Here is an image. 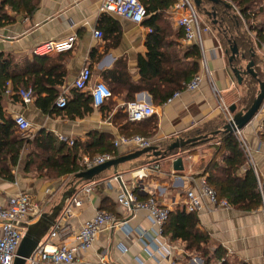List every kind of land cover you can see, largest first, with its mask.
Segmentation results:
<instances>
[{"label": "crops", "instance_id": "obj_1", "mask_svg": "<svg viewBox=\"0 0 264 264\" xmlns=\"http://www.w3.org/2000/svg\"><path fill=\"white\" fill-rule=\"evenodd\" d=\"M101 3L102 0H40L37 9L28 16L7 9L11 20L8 24L0 26V54H10L18 60L25 58L31 61L36 45L74 35L71 50L47 55L49 61L62 57L65 77L64 83L59 87V94L66 90L67 102L72 98L75 88L71 83L85 63L91 70V83L103 82L112 89L110 99L99 107L92 105V111L82 118H70L51 110L43 111L35 104L34 99L24 104L20 98L14 100L6 97L2 102L4 116L13 119L18 114L24 116L31 124L26 135L29 140L42 131L50 132L58 141V136L64 135L81 143L88 141L95 134L110 135L113 142L118 136L126 135L127 120H124L121 112L123 105L128 102L127 89L140 80L138 58L146 54L145 39L150 28L142 22L135 23L102 12ZM102 14L106 16V21L100 23ZM164 15L172 18L173 32H178L180 29L172 8ZM204 20L206 23V19ZM96 28L103 33L100 39L93 36L92 32ZM174 33L173 36H176ZM201 40L199 72L202 71L203 65H206L210 76H203L198 89L182 91L179 96L160 105L153 104L151 95L146 90L137 91L133 95V100L143 102L153 109L149 118L135 122L134 126L145 131L159 149L165 148L183 134H192L209 121H223L225 115L220 108L221 100L236 105L232 91L241 86L229 69L226 49L212 28L201 33ZM177 41L183 48L192 44L185 42L183 37ZM257 51L264 53L263 48H257ZM261 115L257 114L242 129V134L257 176L264 180V157L261 154L264 139L261 137L263 130L259 131L263 122ZM213 144L209 142L180 149L168 157L157 158L144 154L119 164L117 174L134 187L140 199L152 194L161 206L169 209L181 207L180 202L186 190L197 188L201 178L198 175V165L200 160H208L211 157ZM114 149L117 156L129 153L123 147ZM26 150L27 148L21 151L18 163L12 170L13 180L0 176V200H7L10 195L21 189L39 206L41 214L49 212L57 198L69 188L73 176L64 175L49 179L36 170L28 171L25 169ZM178 156L182 157L183 170L174 171L172 160ZM151 163L156 164L157 168L139 179L134 171ZM114 173L110 168L98 176V179L102 180L101 183L94 188L83 207L76 210L69 223L72 230L76 231L84 221L92 218L97 211L103 210L113 214L119 221H125L132 233L126 236L118 228L102 227L92 246L79 255L77 264H171L172 259L186 264H203L202 257L185 252L184 244L180 240L170 241L166 236L165 239L173 250L170 258H161L156 253L149 255L148 245H144L138 239L139 235L134 232L138 228L150 227L147 212L141 210L129 213L115 202L119 182L111 179ZM105 179H111L110 185L105 184ZM204 203L206 206L197 212V217L199 227L210 236V253L213 254L221 247L230 263L242 261L246 264H263L262 209L242 212L232 207H213L207 200ZM63 240L67 243L73 242V234ZM144 241L146 244L150 242L148 237H144Z\"/></svg>", "mask_w": 264, "mask_h": 264}, {"label": "trees", "instance_id": "obj_2", "mask_svg": "<svg viewBox=\"0 0 264 264\" xmlns=\"http://www.w3.org/2000/svg\"><path fill=\"white\" fill-rule=\"evenodd\" d=\"M39 1L0 0V26L8 24L11 20L7 13L8 8L15 13L28 16L37 9ZM139 1L147 13L142 23L150 28V32L145 39L146 54L138 58L140 80L127 89V98L128 101H132L135 92L146 90L151 95L153 104L160 105L167 102L176 91L182 90L184 85L199 72L201 49L193 43L183 48L177 41L183 37V32L180 29L174 33L172 18L164 15L174 6L176 0ZM229 1L239 10L240 16L219 3L214 5L218 22L212 24L203 12L204 4H210L207 0H202L196 11L202 13L228 52V40L236 43L240 55L243 54L244 57L239 55L232 64L239 66V61L252 59L257 78L263 80V65L255 48L264 50V0ZM258 16L263 17L262 20L253 24ZM104 21L106 16L102 14L99 22ZM173 33L176 36H173ZM64 77L62 57L49 61L47 56L33 55L32 60L28 61L25 58L18 60L10 54H0V176L4 179L13 180L12 170L25 148H27L25 169L36 170L49 179L64 175L74 176L75 173L84 170L80 163L83 155L92 157L110 153L117 156L110 135L95 134L86 142L74 141L73 145H68L58 141L50 132L42 131L29 140L28 136L22 135L18 130L13 118L4 116L3 100L6 97L18 100L15 91L28 87L33 91L35 104L43 111L51 110L70 118H82L89 114L93 108L91 98L77 89H74L72 98L64 108L55 105ZM243 84L247 89L244 96L236 102L237 110L250 106L258 88L257 79L250 75H243L240 85ZM8 87L13 92L10 95L6 94ZM121 115L127 120L126 136L138 134L149 137L145 131L134 126L135 122L128 120L124 107ZM117 116L116 114L115 117ZM223 124L224 121L217 119L207 122L192 134H183L182 138L205 135L202 140L193 145L188 144L184 148L214 143L211 145L213 148L211 157L208 160H200L198 175L205 178L206 184L215 192L218 201L224 199L228 206L242 212L260 209L262 195L256 173L248 165V157L237 137L233 133L221 130ZM261 137L264 139V128ZM260 180L264 196V180L262 178ZM162 233L170 241L180 240L184 244L185 252L202 257L203 264H246L242 261L230 263L225 250L221 247H218L213 254L210 253V236L199 227L197 212H188L180 206H175L168 213L162 226Z\"/></svg>", "mask_w": 264, "mask_h": 264}, {"label": "built area", "instance_id": "obj_3", "mask_svg": "<svg viewBox=\"0 0 264 264\" xmlns=\"http://www.w3.org/2000/svg\"><path fill=\"white\" fill-rule=\"evenodd\" d=\"M234 11L240 16L239 10L234 6ZM101 11L112 15L120 16L124 19L135 23H141L147 16L145 7L139 0H102ZM172 12L176 17V24L183 32V40L187 43H193L202 47L201 33L208 31V25H201L198 19L196 6L193 0H176L172 7ZM150 30V29H149ZM93 36L97 39L102 38L103 33L100 29L93 30ZM75 36H69L59 40H50L40 43L33 48V54L38 56H47L53 53L69 51L73 47ZM201 72L194 75L191 80L186 83L182 90L176 91L167 101H171L179 96L182 91H195L198 89L203 76H210V72L206 65H203ZM71 86L90 96L92 105L99 107L103 105L112 93L110 88L103 82L91 83V70L85 63L77 76L71 83ZM13 92L8 87L6 94ZM16 95L24 104H28L33 100V91L31 87L20 88L15 91ZM66 90L58 94L55 105L58 108H64L67 104ZM263 105V104H262ZM128 120L130 122H139L149 118L153 114L151 106L136 100L128 101L123 105ZM258 111L264 116L263 106ZM220 108L225 115L227 122L232 120V114L229 107L220 101ZM1 122V116H0ZM14 122L18 130L27 135L30 129V122L22 115L14 116ZM263 122L259 126V131L263 130ZM233 134L240 141L246 155L248 157V165H250L255 173L256 168L249 154L246 142L243 138L242 130L236 129ZM59 140L73 145L74 139L64 135L58 136ZM113 145L115 148L123 147L129 152L143 149L154 145V140L149 137H143L135 134L131 136H118ZM262 156L264 157V140L262 143ZM116 158L110 153L97 154L92 157L83 155L81 165L84 170L93 166L102 164L108 160ZM157 168L154 163L144 165L134 171L135 175L142 179ZM257 176V173H256ZM114 181L119 182V189L115 195V202L129 213H135L141 210L147 212V218L150 222L148 229H135L144 245H148L149 255L156 253L161 258H170L172 253L171 246L167 243L162 233V226L167 219L171 209L161 206L154 195L150 194L145 199H140L136 190L130 183L121 179V176L115 172L112 176ZM111 179H105V184L110 185ZM259 189L262 195V211L264 215V196L262 194V182L257 176ZM101 179L87 181L82 185H78L72 196L66 200L55 223L48 229L45 235L40 239L36 248L26 259L25 264H77L78 257L81 253L87 251L93 244V241L102 227L108 229L118 228L128 236L132 230L128 228L125 221H119L115 216L107 211L99 210L95 215L84 221L80 227L74 231L69 223L70 219L75 215L77 209H80L89 200L94 188L101 183ZM17 184V182H15ZM207 200L209 205L216 207H230L224 199L217 200L215 192L206 184L205 178L201 177L197 188L188 189L184 198L181 200V207L188 212H198L202 207L206 206L204 201ZM41 215V210L33 201L31 196L21 189L10 195L7 200H0V264H12L16 254L18 245L24 235V224L32 223ZM73 234V242L67 243L63 239ZM144 237H148L150 242L146 244ZM122 248V247H121ZM124 250V248H122ZM152 249V250H151ZM262 261L264 264V251L262 253ZM85 264H91L86 262ZM171 264H186L177 259H172Z\"/></svg>", "mask_w": 264, "mask_h": 264}, {"label": "water", "instance_id": "obj_4", "mask_svg": "<svg viewBox=\"0 0 264 264\" xmlns=\"http://www.w3.org/2000/svg\"><path fill=\"white\" fill-rule=\"evenodd\" d=\"M207 1L211 3V6L209 9L203 8V12L211 20L212 24H217L218 20L216 17L214 5L222 3L227 9H230L231 7L223 0ZM193 2L196 7H199L202 3V0H193ZM228 43L229 52L226 50L225 53L228 55L227 61L231 73L236 78L237 82L239 84L242 82L243 75H250L251 77L256 78L258 82V91L248 108L236 111L235 104H232L229 108V111L233 114L232 120L223 124L221 130L233 133V131H235L236 129L242 130L245 126H247L260 110L264 102V79L260 80L259 78H257V73L254 70V62L252 59L248 60L244 67L233 65V61L236 60L240 53L234 41H231L229 39ZM252 55H254V52H252ZM240 57L243 58L244 55L241 54ZM203 137H205V135H197L188 138L178 137L164 149H159L156 145H151L143 149L120 155L102 164L75 173L71 186L61 194L59 201L52 206L50 211L42 213L35 222L23 225L25 228V232L18 245L12 264H25L26 259L30 257L40 239L55 223L66 200L72 196L76 187L80 183L94 180L98 178V176L103 171L110 168H112L114 172H117V167L119 164L139 158L144 154H150L154 157H168L170 154H174L177 150L184 149V147L188 144H195L196 142L202 140ZM172 168L174 171L183 170V161L181 156H178L172 160Z\"/></svg>", "mask_w": 264, "mask_h": 264}, {"label": "rangeland", "instance_id": "obj_5", "mask_svg": "<svg viewBox=\"0 0 264 264\" xmlns=\"http://www.w3.org/2000/svg\"><path fill=\"white\" fill-rule=\"evenodd\" d=\"M224 2H226V3H228L229 5H230V9L232 10V11H234V4L232 3V2H230L229 0H223ZM210 6H211V3L210 4H204V8L205 9H209L210 8ZM263 6H264V4H263ZM236 7V6H235ZM197 15H198V19H199V22L201 23V25H203V26H205V25H208L209 26V23L208 22H204L205 20V18L203 19V15H202V13L201 12H197ZM262 18L263 17H257V18H255V21L253 22V24H256V23H260V20H262ZM245 29H246V26H245ZM256 50H257V48H256ZM258 52V51H257ZM256 52V53H257ZM257 55H258V57H260V61H261V63H262V65H263V68H264V53H257ZM247 63V60H244V61H239L238 62V65L239 66H242V67H244L245 66V64ZM260 63V64H261ZM262 68V71L264 70ZM234 77V76H233ZM239 84V83H238ZM240 85V84H239ZM241 86V88H234V90L232 91V97H233V100L235 101L236 100V102H238V100L241 98V97H243L244 96V94H245V92H246V89H247V87H245L244 86V84L243 85H240ZM257 91H258V88H257V90H256V93H257ZM256 95V94H255ZM255 97V96H254ZM238 104V103H237ZM225 105L227 106V107H229L230 108V106H231V104H229V103H225ZM236 106V105H235ZM263 107H264V102H263V105H262ZM236 108H237V106H236ZM262 108V107H261ZM236 111H238L237 109H236ZM263 111H264V108H263ZM231 113V112H230ZM260 113V112H259ZM232 114V113H231ZM233 115V114H232ZM262 116V115H261ZM226 119V118H225ZM223 120L224 121V124L225 123H227V120ZM264 120V116H263V118H262V121ZM207 147H209V146H205V148H207ZM72 180H71V183L70 184H72V181H73V178H71ZM85 182H83V183H80L79 185H82V184H84ZM71 186V185H70ZM69 186V187H70ZM59 199H60V197L59 198H57V202L59 201ZM261 209H262V207H261Z\"/></svg>", "mask_w": 264, "mask_h": 264}]
</instances>
